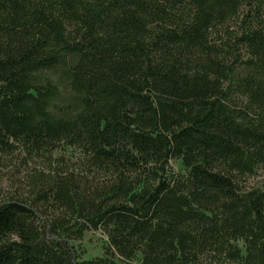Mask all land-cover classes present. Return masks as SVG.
Listing matches in <instances>:
<instances>
[{"label":"trees","instance_id":"1","mask_svg":"<svg viewBox=\"0 0 264 264\" xmlns=\"http://www.w3.org/2000/svg\"><path fill=\"white\" fill-rule=\"evenodd\" d=\"M12 155L0 264H264V0H0Z\"/></svg>","mask_w":264,"mask_h":264},{"label":"rangeland","instance_id":"2","mask_svg":"<svg viewBox=\"0 0 264 264\" xmlns=\"http://www.w3.org/2000/svg\"><path fill=\"white\" fill-rule=\"evenodd\" d=\"M175 167V165L173 164ZM39 170H47L43 160L26 161L19 155H12L0 159V197L10 194H26L28 191V178ZM249 185H264V170L258 171L255 177L248 180ZM105 237L99 231H87L77 248L82 259H91L102 254V245Z\"/></svg>","mask_w":264,"mask_h":264}]
</instances>
